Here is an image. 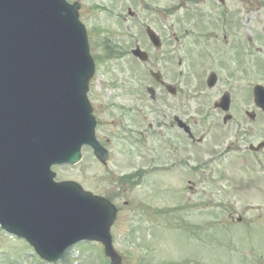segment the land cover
<instances>
[{
  "label": "flooded vegetation",
  "instance_id": "flooded-vegetation-1",
  "mask_svg": "<svg viewBox=\"0 0 264 264\" xmlns=\"http://www.w3.org/2000/svg\"><path fill=\"white\" fill-rule=\"evenodd\" d=\"M168 1L160 6L157 0H129L138 12L147 14L143 19L139 12L135 32L146 37L142 50L150 59L141 64L143 71L131 68L135 87L121 79L110 82L116 91L115 130L122 142L130 139L137 149L150 145L149 141L156 144L158 150L147 146L151 158L164 154L170 173L182 178L189 163V139L182 124H188L195 137L193 127L204 118L215 112L223 119L220 100L227 95L231 137L227 148L233 158L236 200L251 202L246 210L251 212L250 221L239 216L238 222L246 224L247 240L251 231L256 233L255 253L258 263L264 264V0ZM127 14L123 21L136 20L137 14L129 9ZM149 31L157 35L155 46L147 38ZM151 72L157 73V83ZM222 81L225 84L220 86ZM214 92L218 96L206 113ZM138 133L140 139L133 136ZM200 138L190 141L202 145L206 138ZM194 171L199 176L205 172L201 166ZM205 227L208 230L210 223ZM208 234L212 238L210 230Z\"/></svg>",
  "mask_w": 264,
  "mask_h": 264
},
{
  "label": "water",
  "instance_id": "water-1",
  "mask_svg": "<svg viewBox=\"0 0 264 264\" xmlns=\"http://www.w3.org/2000/svg\"><path fill=\"white\" fill-rule=\"evenodd\" d=\"M93 71L75 7L0 0V139L27 146L0 154V224L47 262L80 240H96L121 264L109 234L114 208L72 183L55 185L50 173L53 164L77 163L87 143L105 159L85 101ZM3 127L11 128L7 136Z\"/></svg>",
  "mask_w": 264,
  "mask_h": 264
},
{
  "label": "rangeland",
  "instance_id": "rangeland-1",
  "mask_svg": "<svg viewBox=\"0 0 264 264\" xmlns=\"http://www.w3.org/2000/svg\"><path fill=\"white\" fill-rule=\"evenodd\" d=\"M68 1H79L82 5L79 14L83 24L92 34L93 43L90 46L92 52L100 54V58L104 59L105 50L100 46L106 40L109 46H118L119 51L124 52V55L102 60V64L96 67V75L91 82L93 92L90 100L95 106L99 120L102 121L98 136L103 143H107V150L110 153L107 165L97 163L91 151L87 149L83 152V160L76 167L53 169L57 179L69 180L80 184L88 192L111 197L118 209V219L112 226L113 248L123 259V264H240L237 261L238 256L229 254L228 251L230 252L233 247L231 243L236 245L238 235L242 233V226H238L234 220L239 214L246 215V219L250 218V213L246 214V210L249 209L251 202L242 198L236 200L235 184H233L235 181L231 179L234 178V169L231 168L230 163L231 154L225 155L223 152L228 147L229 139L231 141L229 122L223 126L222 116L214 112L213 117L206 120L204 118L203 122L193 127L199 136L206 138V141L202 148L187 147L189 158L192 159L191 166H196V163L202 162V159L209 161L217 155L221 160L212 166L216 169L212 178L207 176L209 175L206 174L207 170L204 172L202 183L199 177L194 178L191 172L189 175L184 174L182 178L178 173H167L162 167L167 164L164 154L162 160H154L157 168H152L154 165L150 166L151 162H149L151 157L146 153L138 154L137 147L130 141L122 142L119 133L108 124L115 115L113 104L116 95L109 82L121 79L133 88L136 84L133 85L132 82L136 83V80L132 81L131 68L143 71L126 53L133 47L132 44L140 43L144 46L146 44L145 37L137 35L136 32L128 33L125 28L126 23H123V15L131 3L129 0ZM167 1L157 0L160 6H165ZM140 13L145 19L147 14ZM97 26L104 30L101 35L93 31ZM131 26L134 28L136 24ZM144 84L146 85L147 82ZM185 84L186 81L183 82L184 87ZM223 84L225 81H222L220 86ZM216 95L217 92L209 95L208 99L212 96L213 98L205 105L206 113L211 112V104L217 98ZM205 117L207 118V115ZM149 142L150 145H147L149 148L153 146L158 150L156 144L154 146L151 141ZM140 148L144 149L141 146ZM212 154L214 155L211 156ZM194 159L196 161H193ZM141 168L152 173L147 174L140 185L131 187L118 181L120 176L129 175ZM154 169L156 170L153 171ZM243 174L239 171V176L242 177ZM174 189L178 190L183 201L180 202L182 199L179 200L178 196L170 193ZM183 192H185L184 197H182ZM217 199L220 201L218 204H216ZM229 214L233 215V222H230ZM179 218L185 219L186 223L175 221ZM207 218L211 223L208 230L213 233L215 246L212 254L206 244L199 239L197 243L193 240L192 234H186L184 230L189 227L188 233L191 231L201 234L202 238L207 237L208 230L204 223ZM225 231L229 236L226 233L220 235ZM230 237H234V241H231ZM253 242H258L256 235L253 236ZM219 243H223L225 249L217 248ZM245 251L247 256L242 257V264L243 261L245 264H252L254 253L250 250ZM102 254L101 245L82 244L72 248L60 264H106L107 260L99 257ZM0 264L42 263L33 255L28 243L0 229Z\"/></svg>",
  "mask_w": 264,
  "mask_h": 264
}]
</instances>
